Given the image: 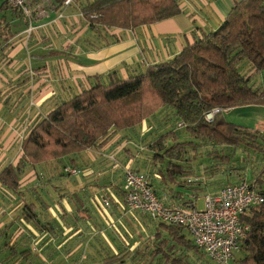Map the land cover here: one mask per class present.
<instances>
[{"label": "trees", "instance_id": "16d2710c", "mask_svg": "<svg viewBox=\"0 0 264 264\" xmlns=\"http://www.w3.org/2000/svg\"><path fill=\"white\" fill-rule=\"evenodd\" d=\"M7 11L13 18L25 17L5 0L1 3L0 40L3 42L15 36ZM181 13L179 0H92L83 7V15L93 28L99 25L132 31ZM243 61L250 63L248 72H243L240 66ZM258 74L264 75V0L236 1L218 28L205 32L171 59L150 65L145 72L127 78L115 72L109 74L108 81L97 77L91 87L57 104L30 128L22 141L18 160L0 170V184L24 197L22 178L28 165L37 166L93 148L113 129H134L145 121L159 124L161 119L157 117L167 110L165 114L172 113L179 128L185 129L192 139L182 140L176 131L170 130L149 142L148 148L153 158L161 162L167 160L165 169L157 170L161 181L180 187L171 188L176 193L172 194L176 201L167 202L164 198L165 203L190 207L204 188L184 184L192 182L189 178L192 172L181 162L196 158L188 156V146L197 153L200 143L197 140L214 144L207 154L213 160L207 168L213 173L221 163H232L233 154L226 152L227 148L243 147L264 154L261 129L229 122L224 111L216 113L211 121L205 118L214 108L228 111L251 105L264 106V89L255 87L252 82ZM168 139H172L173 144L168 145ZM233 169L236 168L229 170ZM180 175L186 177L183 179ZM263 175L264 171L250 182L264 195V189L258 186L263 183ZM151 181L162 198L152 178ZM185 193L190 197L182 198ZM20 218L40 231L50 226L40 222L34 202H24ZM242 220L249 225V231L231 264H264V202L251 207ZM156 224L153 246H148L143 254L149 256L150 264H190L185 252H204L189 238L184 227L159 221ZM7 237L5 247L13 255L19 254ZM241 251L244 252L242 257L239 256ZM127 254L110 255L104 259V264H123Z\"/></svg>", "mask_w": 264, "mask_h": 264}, {"label": "crops", "instance_id": "0c3cea01", "mask_svg": "<svg viewBox=\"0 0 264 264\" xmlns=\"http://www.w3.org/2000/svg\"><path fill=\"white\" fill-rule=\"evenodd\" d=\"M236 1L240 0H179L181 14L138 27L133 31L99 25L93 28L86 19H83L85 23L81 20L84 26L74 24V27L69 28L67 18L72 23V19L77 17L78 12L74 11L77 4L72 5L73 8L65 11L64 17L58 20L59 13L56 10L48 17L34 20L37 28L30 35L27 33L28 18H15L20 22L19 30L14 28L15 23L11 20L15 36L8 42L0 40V170L18 160L22 141L30 128L57 104L70 99L82 89L91 87L97 82V77H100L101 81H108L109 74L115 72L121 78H127L145 72L150 65L171 59L205 32L218 28ZM78 23L80 24L79 19ZM44 40L46 42L41 43ZM147 123L145 121L134 129H113L95 147L45 163L48 167L52 165L53 168L54 164L68 160L82 170L78 175L81 177L76 186L78 188H74L72 192L76 204L69 201L75 205L74 209H71L66 200H58L62 205L67 203L72 216L81 222L96 221L97 217V221L107 225L106 231L110 229L119 237L120 230L126 232L123 225L125 216L138 220L137 214L143 215L141 212L131 210L127 205L122 192L124 168L131 167L147 173L151 171L152 166L144 162L143 156L146 155L134 153L133 145H128L124 149L122 146L129 138L132 139L129 140L130 143L133 144L135 141L138 143ZM18 148L19 157L16 161H9L8 157L16 154ZM37 167L40 166L28 165L26 169L37 170ZM152 176L159 187L158 178L162 179L160 174L156 170ZM162 183L166 187V183ZM206 184L201 196L215 193L223 187L219 183L210 185L208 181ZM118 185L120 187L116 192L115 186ZM27 188V185L23 186L22 180L25 194ZM1 189L18 197L23 202V207L26 201L25 194L24 197L17 196L0 184V192ZM105 193H112L114 207L110 213L105 212L106 215L99 218L98 213L109 208L103 204ZM171 196L172 194L168 197ZM168 197L164 196L165 199ZM181 197L187 199L190 195L185 193ZM170 201H176V197ZM34 203L37 205V201ZM0 204L5 205L2 201ZM45 230L44 228L41 231ZM155 233L154 231L153 239L146 244L135 243L129 247L125 246L124 252L120 250L113 253L118 255L128 253L123 264L129 259L139 264H150L149 256L143 254L146 248L148 251V246H153ZM189 238L192 239L191 236ZM185 253L189 255L188 252Z\"/></svg>", "mask_w": 264, "mask_h": 264}, {"label": "rangeland", "instance_id": "374dc122", "mask_svg": "<svg viewBox=\"0 0 264 264\" xmlns=\"http://www.w3.org/2000/svg\"><path fill=\"white\" fill-rule=\"evenodd\" d=\"M89 1L92 0L75 1L73 6L77 4L74 10L78 12L76 13L77 17L72 19V23L69 18H67L69 23L67 27H74V24L84 26V24H81V20L85 23L83 7ZM2 2H4V0H0V5ZM71 8L73 7L70 6L66 11ZM6 14L10 20L14 21V28L19 30L20 22L15 19L16 17L13 18L9 11H7ZM78 19L80 20V24L78 23ZM44 42L46 41H41V43ZM240 66L243 72H248L250 69V63L248 61H243ZM252 82H255V87L260 86L264 89L263 74L256 75ZM224 115L229 122L250 129H261L262 132H264V106L251 105L233 108L226 111ZM158 119H161L159 124H151V122L146 124L145 130H143L144 134L140 135L141 140L138 143L136 141L133 142V144L130 143L129 140L132 141V139L129 138V140L123 143L122 148L124 149L127 148L126 146L128 145H133L135 148L134 153L146 155L143 156L144 162L152 166L151 171L147 173L151 176L159 194H161V196L163 195L162 198L164 199L165 195L168 197L171 194H176L171 188L180 189V187L175 185L169 186L168 183H166L165 187L159 178V187L158 184L155 183L154 176H152L154 171L158 170V168L165 169L167 160L161 162L159 159L153 158V152L149 150L148 143L152 142L158 135L170 130L176 131L182 140H190L192 138L187 134L185 129L179 128L172 113L168 115L167 113H163L157 117V120ZM151 126H154V128L151 129ZM197 142H200L198 143L199 148L197 153H193V151L195 152L193 147L191 148L188 146V156L190 158L196 156L195 160L181 162L184 164L186 170L191 169L192 172L190 177L188 176L192 182H183L184 184H194L203 188L207 185L206 182L208 181L211 183L210 185L219 183L221 186H224L228 183L244 180V178L248 181H254L257 176H260L261 172L264 171V154H259L251 149H245L243 147L238 150L232 147L231 149H226V152H232L233 154L232 163H221L218 166V170L213 173L210 168H207L210 162H213L212 159L207 157V154L210 149L214 148V144L207 141L201 142L199 140H197ZM167 143L168 145L173 144L172 139H168ZM14 145L17 147L16 144ZM19 155L20 148H18L16 154L12 155L10 158L8 157V159L9 161H16ZM3 160L4 159H2V161ZM63 162V164H54L53 168L52 165L48 167L45 163L39 164L38 166L40 167H37V170L28 168L22 178L23 186L27 185L28 187L26 189L27 193L25 194L26 201H37L40 221L43 224L47 223L50 225V227L47 226L45 231L39 232L33 226L25 225L20 218L23 202L8 191L1 189L0 201L4 202L5 205L0 204V264H102L103 259L113 252H120V250L126 251L125 246L129 247L135 243L146 244L153 239L154 231L156 232L158 228L156 227L157 224L144 213L143 215L137 214L138 220L125 216L126 218L123 221V225H125L126 232L120 230L119 237L110 229L106 231L107 225L97 221V217L95 218L96 221L81 222L78 218L72 216L68 210L69 206L67 203L62 205L58 200H66L72 207L71 209H74L75 205L69 201H73L76 204L72 192L74 188H78L76 186L78 185V181L81 180V177L69 175L64 171L65 166L75 163L68 160H63ZM217 163L219 164V162ZM3 164L1 166H3ZM230 168L236 169L230 171ZM181 176L182 175H180V177ZM182 177L184 179L186 176ZM262 178L263 183H258V186L264 189V175ZM111 182H113V180ZM118 187L120 186H115L116 192H118ZM53 191L55 193H53ZM163 193H165V195ZM82 196L84 197V194ZM103 196L110 201L111 208L103 209L101 213H98L99 218L106 215L105 212L110 213L114 207L112 203V193H105ZM173 198L174 197L171 196V198L168 197L165 200L171 202L170 200ZM196 203L199 209H204L206 205V196L200 195ZM6 235L8 236L7 240L20 252L19 254L13 255L12 251L5 247ZM24 252L29 253L24 254ZM188 254L190 264H216L202 251L197 253L188 252ZM243 255L244 252L241 251L239 256L242 257ZM125 264L139 263L129 259Z\"/></svg>", "mask_w": 264, "mask_h": 264}, {"label": "built area", "instance_id": "2783aa9c", "mask_svg": "<svg viewBox=\"0 0 264 264\" xmlns=\"http://www.w3.org/2000/svg\"><path fill=\"white\" fill-rule=\"evenodd\" d=\"M10 6L22 11L29 20L28 35L37 26L34 20L48 17L53 10L58 18L64 17L67 8L76 0H5ZM227 111L214 108L205 114L209 121L216 113ZM64 171L78 176L82 170L67 165ZM122 189L131 210L147 214L157 222L182 226L188 231L194 244L202 249L216 264H231L241 250V243L249 231V225L243 222V216L256 205L264 202V195L257 186L248 180L226 184L215 193L206 194V205L199 209L196 201L190 207L169 206L156 192L148 173L124 168ZM103 204L111 203L104 198Z\"/></svg>", "mask_w": 264, "mask_h": 264}]
</instances>
